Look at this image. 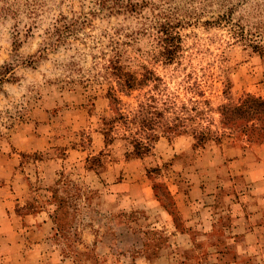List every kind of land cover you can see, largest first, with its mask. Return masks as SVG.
<instances>
[{"label": "rangeland", "instance_id": "374dc122", "mask_svg": "<svg viewBox=\"0 0 264 264\" xmlns=\"http://www.w3.org/2000/svg\"><path fill=\"white\" fill-rule=\"evenodd\" d=\"M252 44L264 0H0V264H264ZM115 66L184 118L143 158L105 139Z\"/></svg>", "mask_w": 264, "mask_h": 264}, {"label": "trees", "instance_id": "16d2710c", "mask_svg": "<svg viewBox=\"0 0 264 264\" xmlns=\"http://www.w3.org/2000/svg\"><path fill=\"white\" fill-rule=\"evenodd\" d=\"M179 38V37H176ZM255 50H263L264 46L260 44H252ZM114 74L117 79L119 89H115L112 86L108 92V98L111 105L114 107V116L110 119H104L105 125V139L107 143H112L116 140V135L120 130L126 132L124 139L131 145L132 152L130 155L137 158H143L149 155L158 139L160 138V132L165 134H178L180 128L184 125V118L176 116L171 120L167 116L175 106V103L170 101L162 102L157 97L158 91H161L163 85V79L157 76L154 71L147 70L141 76H138L131 72H125L120 66H115ZM153 86L148 91L144 100L140 101L138 106L129 110L125 108V103L122 95L131 97L136 91H142L147 87ZM154 91H156L154 93ZM260 106L264 107V101L259 102ZM252 129L251 133L254 134L253 130L260 131L254 134L258 140H264V123L262 127L258 129L257 124L250 126ZM208 133L200 132L199 139L204 140L207 138ZM252 136V135H251ZM249 139L251 140V137ZM57 211V210H56ZM53 222L59 230H62L61 222L56 216L52 217Z\"/></svg>", "mask_w": 264, "mask_h": 264}, {"label": "crops", "instance_id": "0c3cea01", "mask_svg": "<svg viewBox=\"0 0 264 264\" xmlns=\"http://www.w3.org/2000/svg\"><path fill=\"white\" fill-rule=\"evenodd\" d=\"M35 215V213H29V214H27L26 216H29V217H35L34 216ZM47 220V219H46ZM46 220H44V224H45V222H47ZM37 259H39V258H36V259H34V264H37L38 263V260Z\"/></svg>", "mask_w": 264, "mask_h": 264}]
</instances>
